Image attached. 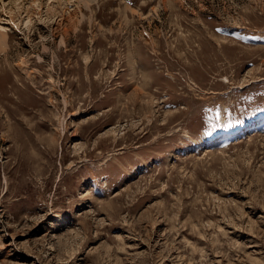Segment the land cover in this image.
<instances>
[{"label": "rangeland", "instance_id": "374dc122", "mask_svg": "<svg viewBox=\"0 0 264 264\" xmlns=\"http://www.w3.org/2000/svg\"><path fill=\"white\" fill-rule=\"evenodd\" d=\"M20 1L0 264H264V0Z\"/></svg>", "mask_w": 264, "mask_h": 264}, {"label": "bare ground", "instance_id": "6f19581e", "mask_svg": "<svg viewBox=\"0 0 264 264\" xmlns=\"http://www.w3.org/2000/svg\"><path fill=\"white\" fill-rule=\"evenodd\" d=\"M20 1V0H19ZM55 1H57V0H55ZM59 1V0H58ZM66 1L67 0H64V2L66 3ZM39 2H40V0H29L28 1V4H26V14L27 15H30L31 13H35L36 15H37V17L39 18V19H41V15H40V12L38 11V10H34L35 8L33 7V4H36L37 6L39 5ZM42 2V1H41ZM68 2V1H67ZM21 3V1L19 2V3H15V7H17V9H18V7H20V4ZM58 4H60V2L58 3ZM57 4V5H58ZM24 6V5H23ZM32 7V9H31V11L28 9V7ZM47 6V9L50 7L48 4L46 5ZM22 8V7H21ZM37 9V8H36ZM61 9V8H60ZM64 9V8H63ZM19 10V9H18ZM49 10L51 11V10H56V7H53V5L49 8ZM11 11V10H10ZM47 12V11H46ZM48 13V12H47ZM50 13V12H49ZM10 14H13V11L10 13ZM53 14V13H52ZM62 14V13H61ZM60 14V15H61ZM32 15V14H31ZM30 15V16H31ZM48 17H46L47 18V20H48V18L50 19V17H49V14L47 15ZM33 17V16H32ZM14 17H13V15H11L8 19H9V21L10 22H12V23H14L15 24V20L13 19ZM17 24V23H16ZM4 30H6V27L4 26V25H2V24H0V51L6 46V44H7V37H6V32L4 31Z\"/></svg>", "mask_w": 264, "mask_h": 264}]
</instances>
